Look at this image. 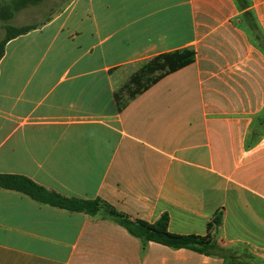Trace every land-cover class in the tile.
<instances>
[{"label": "crops", "instance_id": "obj_1", "mask_svg": "<svg viewBox=\"0 0 264 264\" xmlns=\"http://www.w3.org/2000/svg\"><path fill=\"white\" fill-rule=\"evenodd\" d=\"M43 23L0 62V174L214 247L0 189V264H264V0H72ZM185 49L127 100L140 64Z\"/></svg>", "mask_w": 264, "mask_h": 264}, {"label": "trees", "instance_id": "obj_2", "mask_svg": "<svg viewBox=\"0 0 264 264\" xmlns=\"http://www.w3.org/2000/svg\"><path fill=\"white\" fill-rule=\"evenodd\" d=\"M45 0H0V22L6 23V35L0 42V62L5 56L7 45L22 36L40 29V25L30 24L20 27L9 23L20 12L41 5ZM196 60V53L191 49H185L156 57L139 65L138 70L130 77L125 92L130 95V100L149 90L163 78L191 66ZM0 189L21 193L35 202L56 209L73 213H81L91 218L102 217L121 226L127 232L138 239L143 245L150 243L159 244L173 250H191L208 255L214 247L209 239L198 236H180L169 231L170 218L164 215L155 224L133 219L118 211L107 202L97 199L85 201L75 198H67L55 192L37 185L28 178L16 175L0 174ZM222 213L216 217L215 225L222 222Z\"/></svg>", "mask_w": 264, "mask_h": 264}, {"label": "rangeland", "instance_id": "obj_3", "mask_svg": "<svg viewBox=\"0 0 264 264\" xmlns=\"http://www.w3.org/2000/svg\"><path fill=\"white\" fill-rule=\"evenodd\" d=\"M71 1L72 0H45L39 6H33L20 12L9 24L16 27L30 24L40 25L53 14L65 8ZM6 25V23L0 22V42L6 35ZM125 94L127 95V100H129L130 95L127 94V92H125Z\"/></svg>", "mask_w": 264, "mask_h": 264}]
</instances>
